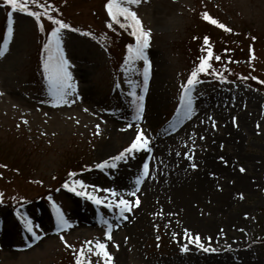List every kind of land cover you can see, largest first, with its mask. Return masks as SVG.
I'll return each instance as SVG.
<instances>
[{
  "label": "rangeland",
  "instance_id": "obj_1",
  "mask_svg": "<svg viewBox=\"0 0 264 264\" xmlns=\"http://www.w3.org/2000/svg\"><path fill=\"white\" fill-rule=\"evenodd\" d=\"M51 3L58 9L53 15L98 31L106 48L84 33L62 30V46L76 91L69 97L74 103L55 107L49 103L42 74L38 24L30 15L13 14L14 34L7 53L0 57V264H63L69 258L75 264L74 250L84 241L104 240L106 229L99 223L102 216L119 224L108 241L112 264H264V89L258 80L251 79L264 80V0H141L131 5L144 29H151L150 45L145 50L150 60L146 91L143 61H136L134 68L128 66L130 70L124 72L125 28L106 17L104 0ZM5 11L0 7V43ZM205 12L232 31L212 27L203 19ZM43 20L49 26L45 17ZM204 33L210 34L220 49L227 47L232 56L241 58L227 64L231 68L226 72L221 64L213 68L227 76V83L211 75L201 79L194 92L195 114L171 131L180 86L198 64V43ZM156 73L161 77L159 95L156 106L150 109ZM126 76L137 82V94L145 97L138 124L132 120ZM129 123L134 127L127 128ZM136 127L146 130L152 152H140L127 162H119L116 169H96V163L128 146ZM156 146L174 154L171 160L175 166L184 167L195 179L186 186H181L180 180L170 187L168 171L153 160ZM79 158V163L92 167L74 179L117 189L122 173L118 191L132 188L142 163L146 159L150 162L151 174L137 193L141 203L126 214V221L117 220L103 205L98 207L61 187L49 197L71 227L55 231V211L37 197L57 184L66 168ZM192 163L197 167L192 168ZM206 175L212 185L204 191L198 184ZM155 188L160 196L155 198L158 204L146 212L142 205ZM14 200L23 202L16 204ZM18 210L39 226L35 229L42 236L39 241L31 242ZM185 230L193 236L199 234L206 246L211 237V247L217 251L204 252L188 243ZM61 235L74 247H67ZM183 244H188L187 252L180 251ZM98 259L91 256L92 264Z\"/></svg>",
  "mask_w": 264,
  "mask_h": 264
},
{
  "label": "snow or ice",
  "instance_id": "obj_2",
  "mask_svg": "<svg viewBox=\"0 0 264 264\" xmlns=\"http://www.w3.org/2000/svg\"><path fill=\"white\" fill-rule=\"evenodd\" d=\"M141 3V0H107L106 11L108 16L112 21H115L116 24L121 28L132 29L131 35L135 39L134 44H129L127 46V56L124 60V72L128 73L130 67H135L136 61H143V87L144 90H147L149 82V73H150V60L146 55V49L150 45L151 29L145 30L142 24V21L139 19L137 13L132 10L131 5H138ZM30 5H34L39 10H33ZM4 7L10 6V11L7 12L8 24H7V36L0 43V57L5 56L8 51L10 39L14 34L13 27V14L15 12L24 13L30 15L35 19L37 24L40 26L41 31L44 30L43 24L41 22V17H45L48 21L54 25L51 28V31L47 34L46 42L43 45V51L45 53L42 69L44 78L47 81V93L50 97L49 103L55 107L62 105H69L74 103V100H70L69 97L75 93L76 87L74 85L72 73L69 71L70 62L64 54V49L62 46V30L71 29V25L66 23L64 20L59 19L57 16L53 15V12H58V9L51 3V0H45V3H41L40 0H2V5ZM123 18V21H121ZM203 19L210 22L211 24L218 25L221 29L231 32L232 29L228 28L226 25L219 23L215 18L210 14L205 12L203 14ZM130 21L128 24L126 22ZM109 28L112 27V24L108 25ZM84 35L91 36L92 33H84ZM255 39V38H253ZM204 45L206 46L203 51L206 55H202L199 58L197 66L190 72L187 80L181 84V93L179 97V106L176 109V119L169 125L171 131H175L178 124H181L185 120H189L195 114L194 108V92L196 86L201 84L203 81L200 79L201 74L211 75L215 77L219 82L227 83V76L223 72L216 71L212 67L211 61L215 59L216 61H221V56L214 55L212 46L209 42V38H204ZM225 51H230L225 49ZM252 58H254V53H252ZM229 62L231 58H229ZM130 66V67H128ZM239 79L247 80L248 77L240 76ZM253 80H258L260 84H264V80H259L258 77H251ZM126 82L130 87L128 95L131 97V105L133 106L134 114L132 120L134 123L138 124L142 120V114L144 111V99L143 95H138L136 91L137 82L131 79H127ZM120 85H117L119 88ZM211 119V118H210ZM235 120V118H233ZM27 123V121H24ZM134 123H129L127 128H133ZM213 127H215V122L213 121ZM259 128V125H257ZM100 126H96V134H99ZM203 138V137H201ZM152 141L150 137L146 134V130L142 127H136L133 138L127 147H124L116 155L109 157L108 159L102 160L99 163L95 164V168L101 171L116 169L119 162H127L131 158H135L136 154L140 152L151 153ZM179 155V153H177ZM186 158L192 160V155L185 153ZM221 159H223L221 157ZM192 168H196L195 163L191 164ZM240 171L243 172L244 168L241 167ZM151 174L150 162L145 160L142 163L141 171L135 176L133 187L126 191H118L115 188H100L98 185H90L82 179H74L77 176V173H69V180H66L63 183V188L68 189L69 191L75 193L79 197H83L88 201H91L96 206L103 205L106 209L113 212L117 220H127L129 217L127 213H131L134 208H137L141 201L137 193L140 191V186L146 178ZM70 181V182H69ZM103 193L104 195H100ZM243 198V194H239ZM127 197V198H126ZM3 194L0 193V202H2ZM51 199V197H49ZM52 207L55 210V231L61 233L64 230L71 227L69 220L65 217L64 213L59 206L52 202ZM17 215L23 224V228L27 233H30L31 242L39 241L42 236L37 233L35 230L38 228V225H34L33 221L28 218L22 211L18 210ZM247 217V214H245ZM99 223L105 227V238L104 240H87L84 241L79 250H74L75 264H92L91 256H95L98 259L97 264H100L102 260L103 264H112V254L108 251V241L112 240V232L114 227L118 228V223H113L109 219L101 217ZM243 231V230H241ZM175 235V234H174ZM184 238L190 244H195L200 250L204 252H216L217 249L211 247V237L208 238V245L206 246L204 242L201 241L199 234L195 236L191 235L188 230L184 232ZM60 239L64 241L67 247H74L68 245L67 241L64 240L63 235L60 236ZM159 239V237H157ZM31 246V243L27 245ZM116 247H119L116 245ZM188 244H183L180 248L181 252H187Z\"/></svg>",
  "mask_w": 264,
  "mask_h": 264
},
{
  "label": "bare ground",
  "instance_id": "obj_3",
  "mask_svg": "<svg viewBox=\"0 0 264 264\" xmlns=\"http://www.w3.org/2000/svg\"><path fill=\"white\" fill-rule=\"evenodd\" d=\"M153 83L151 84V87H152V91H151V99H150V109H152L153 107L156 106L157 104V98H158V95H159V84H160V81H161V77H160V74L159 73H156L154 76H153ZM205 129H208L207 127H205ZM167 150H161V147H155L154 149V154H153V157H154V162L156 161L157 164L159 162H161V167H164V169H166V171H168L169 175H168V179H169V186L172 187L175 185L176 182L180 181L182 182V185L181 186H186L187 184H190L191 183V180L192 179H195V177H192L190 176V173L188 171H185L184 167L183 168H178L175 166V163L171 160V157H174L175 155L173 154H167L166 153ZM214 167V166H213ZM123 171V170H122ZM121 171V172H122ZM213 171H216L213 169ZM120 172V173H121ZM212 172V171H211ZM123 173H125V171H123ZM121 177L123 178V175L122 173L119 174L118 178H117V181H116V185H118V190L122 188V179ZM200 184H198V188L203 190L204 191L208 190L211 188V185H212V181L210 178H207V175L203 177V179H200ZM169 187V188H170ZM169 190V189H167ZM180 190V189H178ZM157 192H158V188H155V190H153L152 192H150V195L151 197H147V199H145L144 201V204L142 205V209L144 211H149L153 208H155V206L158 204H155V198H159L160 196L157 195ZM157 202V201H156ZM161 205L164 207L165 211L167 212L168 211V207L166 205V203H164V200H161ZM142 213H144L143 211H141ZM141 213H140V217H141ZM194 219V218H193ZM134 224V223H132ZM208 224V223H206ZM205 224V226H206ZM135 225V224H134ZM212 225V224H210ZM133 227V226H132ZM207 227V226H206Z\"/></svg>",
  "mask_w": 264,
  "mask_h": 264
},
{
  "label": "trees",
  "instance_id": "obj_4",
  "mask_svg": "<svg viewBox=\"0 0 264 264\" xmlns=\"http://www.w3.org/2000/svg\"><path fill=\"white\" fill-rule=\"evenodd\" d=\"M210 42L212 44L214 43V41L212 39L210 40ZM43 45H44V41H43ZM205 47L206 46L203 44L202 47H201V50L203 51V49ZM204 53H205L204 51L203 52H200V55H198V57L200 58L202 55H204ZM221 54H222V51L221 50H218V55H221ZM44 56H45V53H44V51L42 49V52H41V60H42V62H43ZM261 86H262V88H264V84H261ZM79 160H81V159L80 158L77 159L76 161H78V162H76V164L75 163H72V165L68 166L66 168L65 172L63 173L62 177H60V178H62V179L67 178L69 176V173H71V172H78V171H81L82 169H84L85 168L84 165L82 163H79ZM60 178H59V180H60ZM262 238L264 239V236H262Z\"/></svg>",
  "mask_w": 264,
  "mask_h": 264
}]
</instances>
